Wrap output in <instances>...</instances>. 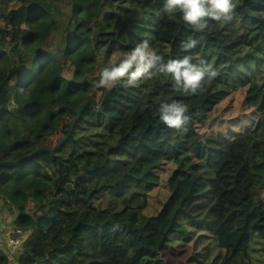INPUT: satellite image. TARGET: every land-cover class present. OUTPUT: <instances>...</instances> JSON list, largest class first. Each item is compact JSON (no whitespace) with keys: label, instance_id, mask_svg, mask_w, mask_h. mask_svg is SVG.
<instances>
[{"label":"trees","instance_id":"obj_1","mask_svg":"<svg viewBox=\"0 0 264 264\" xmlns=\"http://www.w3.org/2000/svg\"><path fill=\"white\" fill-rule=\"evenodd\" d=\"M163 4L0 0V160L53 148L87 103L56 150L0 165V199L17 210L21 239L30 233L16 264H264V0H239L231 22L205 31ZM144 39L165 61L191 55L218 75L195 94L162 73L98 87L101 70ZM187 39L197 40L188 52ZM238 87L256 126L232 139L199 132L196 119ZM173 100L187 106L186 131L159 118ZM165 159L169 196L144 219ZM108 188L110 203L95 207ZM208 236L219 246L200 242ZM9 254L0 248V264Z\"/></svg>","mask_w":264,"mask_h":264},{"label":"clouds","instance_id":"obj_2","mask_svg":"<svg viewBox=\"0 0 264 264\" xmlns=\"http://www.w3.org/2000/svg\"><path fill=\"white\" fill-rule=\"evenodd\" d=\"M239 0H164L162 11L169 15L180 14L184 23L194 31H205L209 20L227 24L233 20L234 10ZM197 40L182 41L180 47L186 52L195 48ZM191 55L180 59H168L150 48L147 39L138 43L131 52L127 53L118 63L108 65L101 70L98 87L111 88L122 80L127 85H135L141 79H152L157 74H167L174 81L177 90L185 93H199L204 85L215 78L218 73L212 64L200 59L192 63ZM157 113L161 121L169 128L186 131L189 117L186 115L187 106L173 100L161 102ZM30 233L17 240V251L22 250L23 243Z\"/></svg>","mask_w":264,"mask_h":264},{"label":"rangeland","instance_id":"obj_3","mask_svg":"<svg viewBox=\"0 0 264 264\" xmlns=\"http://www.w3.org/2000/svg\"><path fill=\"white\" fill-rule=\"evenodd\" d=\"M263 35V34H262ZM264 36V35H263ZM261 47L264 48V38L260 40ZM245 87H238L232 93L228 94L224 99L217 103L214 108L205 115L196 119V125L202 134L210 132L219 134L226 139H232L256 126L258 122V112L254 106L245 102ZM174 167V162L168 159L163 160L155 169L161 176L158 186L149 192L148 203L143 206L141 212L144 219L156 215L161 209L163 203L169 196L170 189L167 178ZM113 189H105L93 200V205L97 208L105 207L111 201ZM3 200L0 199V208ZM5 211L0 213V246L6 252H10V264L15 261L16 248L10 242L7 233L9 228L15 223V215L10 212L7 207ZM26 233V232H25ZM203 244L213 242L215 246H219L217 241H212L208 236L200 241ZM165 256H170L169 250H163ZM174 254L182 255L181 252L175 251ZM187 260V257H186ZM238 258H234L228 264H237ZM169 264H173L169 261Z\"/></svg>","mask_w":264,"mask_h":264},{"label":"water","instance_id":"obj_4","mask_svg":"<svg viewBox=\"0 0 264 264\" xmlns=\"http://www.w3.org/2000/svg\"><path fill=\"white\" fill-rule=\"evenodd\" d=\"M87 103H84L78 110L76 118L72 124V126L70 127L69 131L66 133V135L56 144V146H54L53 148H39L37 150H35L33 153H31L29 156H26L23 159L20 160H16V161H12V160H8V161H1L0 160V165H9V166H16V165H21L25 162H27L28 160H30L31 158H33L36 154L43 152L45 150H49L50 152H53L54 150H56L60 145H62L68 138V136L70 135V132L72 130L73 125L75 124V122L78 120V118L80 117L83 108L86 106Z\"/></svg>","mask_w":264,"mask_h":264},{"label":"built area","instance_id":"obj_5","mask_svg":"<svg viewBox=\"0 0 264 264\" xmlns=\"http://www.w3.org/2000/svg\"><path fill=\"white\" fill-rule=\"evenodd\" d=\"M21 235H22V229L15 224L12 225V227L10 228L8 232V237L10 239V242H12L13 244H16L15 242L21 239Z\"/></svg>","mask_w":264,"mask_h":264},{"label":"crops","instance_id":"obj_6","mask_svg":"<svg viewBox=\"0 0 264 264\" xmlns=\"http://www.w3.org/2000/svg\"><path fill=\"white\" fill-rule=\"evenodd\" d=\"M2 205H3V207H5V206H4V201L2 202ZM3 207L0 208V213L3 212V211H5V208H3ZM16 211H17V210L15 209V210H14V213H12V214L15 215ZM11 227H12V226H11ZM11 227H10V228H11ZM10 228H9V230H10ZM9 230H8V232H9ZM0 231H1V230H0ZM7 236H8V233H7ZM8 238H9V237H8ZM9 240H10V239H9ZM0 248H1L2 250H4L3 247L0 246ZM4 252H6V251L4 250ZM6 253H7V252H6ZM8 253H10V252H8ZM17 253H18V252H17ZM13 264H16V258H15V261H14Z\"/></svg>","mask_w":264,"mask_h":264}]
</instances>
